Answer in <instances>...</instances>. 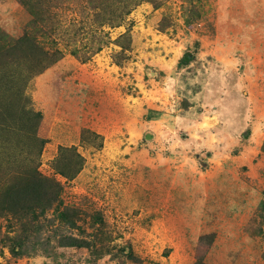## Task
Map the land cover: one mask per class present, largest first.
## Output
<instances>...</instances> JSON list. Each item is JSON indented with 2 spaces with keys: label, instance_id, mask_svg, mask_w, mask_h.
<instances>
[{
  "label": "rangeland",
  "instance_id": "obj_1",
  "mask_svg": "<svg viewBox=\"0 0 264 264\" xmlns=\"http://www.w3.org/2000/svg\"><path fill=\"white\" fill-rule=\"evenodd\" d=\"M0 68V264H264V0H0Z\"/></svg>",
  "mask_w": 264,
  "mask_h": 264
},
{
  "label": "trees",
  "instance_id": "obj_2",
  "mask_svg": "<svg viewBox=\"0 0 264 264\" xmlns=\"http://www.w3.org/2000/svg\"><path fill=\"white\" fill-rule=\"evenodd\" d=\"M24 51L28 52V49ZM17 73L0 72V132L10 129L13 136L11 140L4 138L5 144L0 151V160L12 163L8 171L14 170L15 160L14 157L13 160H6L5 157L14 155L17 149L29 150L34 146L37 149L41 143L35 135L40 114L30 108L26 98L19 95V83L23 80H19L21 73Z\"/></svg>",
  "mask_w": 264,
  "mask_h": 264
}]
</instances>
